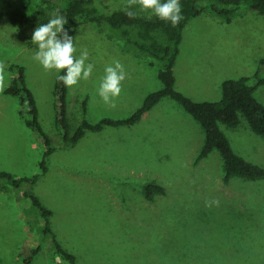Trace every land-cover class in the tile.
<instances>
[{
	"label": "rangeland",
	"instance_id": "1",
	"mask_svg": "<svg viewBox=\"0 0 264 264\" xmlns=\"http://www.w3.org/2000/svg\"><path fill=\"white\" fill-rule=\"evenodd\" d=\"M68 1L33 0L16 25L10 13L21 0H0L5 84L23 67L38 119L55 147L46 158L47 171L33 184L14 187L0 180V264H21L36 247L30 264H69L53 236L76 255L75 264H264V179L224 183L217 150L193 165L204 130L169 96L134 125L87 130L75 144L62 138L55 109L57 73L45 72L33 59L37 45L31 36ZM126 5L127 0H91L78 25H64L75 39L74 55L87 48L86 63L94 64L89 80L67 90L69 139L83 118H126L148 93L163 86L158 78L162 61L127 42L120 29L94 20ZM116 60L128 78L116 107L110 108L98 88L105 67ZM173 71L175 88L196 101L220 99L224 79L263 77L264 14L241 5L227 19L204 8L182 31ZM254 94L264 104V84ZM21 107L19 96L0 92V170L16 177L41 172L44 150L21 118ZM219 127L238 154L264 166V135L252 132L244 117L234 128ZM149 182L162 186L164 193L147 199L144 186ZM26 191L52 211L51 232L43 230V217L23 196ZM212 200H219V206L206 207Z\"/></svg>",
	"mask_w": 264,
	"mask_h": 264
},
{
	"label": "trees",
	"instance_id": "2",
	"mask_svg": "<svg viewBox=\"0 0 264 264\" xmlns=\"http://www.w3.org/2000/svg\"><path fill=\"white\" fill-rule=\"evenodd\" d=\"M33 0H21L20 4L10 13L11 21L20 25L26 13L29 11ZM91 0H70L64 10L60 12L64 15L68 23L66 27H73L79 24L86 4ZM182 5L183 19L177 27H172L169 22L161 21L154 15L146 18L137 15L135 19H130L125 15L124 9L113 11L110 14L97 15L94 20L107 22L113 28L121 30V34L127 42H133L139 49L149 53L151 56L163 62V67L158 71V78L161 80L162 88L148 93L142 104L126 118L104 117L96 122L83 118L77 126L74 135L68 137L70 125L67 114V90L62 82L56 79V121L58 122L63 139L70 140L75 144L87 130L99 131L106 126L134 125L143 114L152 109L163 97L169 96L179 104L200 124L205 133L204 143L198 152L193 165L204 161L213 150H217L223 163L224 183H230L233 178L240 181L250 182L264 179V166L250 162L242 155L238 154L225 133L220 129L219 123L229 127H236L240 123V117H244L252 132L264 135V104L260 102L254 91L256 87L264 84V76H241L239 78H227L221 84V97L218 100L196 101L175 88L174 64L179 52V43L182 31L188 21L199 15L204 8L208 7L218 15H224L230 19L231 15L241 6L246 5L251 10L264 14V0H180ZM23 67H18L17 76L5 87L4 93L19 96L22 105L20 115L25 125L31 128L37 138L44 146L43 159L40 161L41 172L33 176L16 177L10 172L0 170V180L11 183L14 187H19L24 183L33 184L43 172L47 171L46 158L54 151L49 135L43 130L38 119V107L33 92L28 88L23 75ZM61 75L63 72L60 73ZM194 175L192 171H189ZM195 176V175H194ZM196 181L197 178H196ZM147 199L152 200L154 194H163L164 188L157 183L149 182L144 186ZM23 196L29 198L32 205L37 208L43 217L45 232H51L49 217L52 211L43 206L38 197L26 191ZM204 212H209L205 210ZM53 241L58 251L68 261L75 264L76 255L65 251L60 247L55 236ZM39 247L33 249L28 257L21 260V264H30L33 256L38 252Z\"/></svg>",
	"mask_w": 264,
	"mask_h": 264
},
{
	"label": "clouds",
	"instance_id": "3",
	"mask_svg": "<svg viewBox=\"0 0 264 264\" xmlns=\"http://www.w3.org/2000/svg\"><path fill=\"white\" fill-rule=\"evenodd\" d=\"M134 6L138 7L139 12L150 13L161 21L169 22L172 27H177L183 19L180 0H127L124 11L130 19H135L138 15V11L132 10ZM49 15L51 18L47 23L38 24L33 30L31 42L37 45L33 59L42 66L45 72L55 70L56 79L71 89L80 81L90 79L94 64L86 63L89 60L87 48L81 51L79 57L74 55L76 52L75 39L64 27L68 23L67 18L59 11H53ZM6 67L7 65L0 61V92H3L7 86L5 84ZM61 72H63L62 75ZM104 73L99 84L98 95L105 105L115 108L128 73L119 60L107 65ZM213 205L219 206V200L206 201V207Z\"/></svg>",
	"mask_w": 264,
	"mask_h": 264
},
{
	"label": "crops",
	"instance_id": "4",
	"mask_svg": "<svg viewBox=\"0 0 264 264\" xmlns=\"http://www.w3.org/2000/svg\"><path fill=\"white\" fill-rule=\"evenodd\" d=\"M52 215V214H51Z\"/></svg>",
	"mask_w": 264,
	"mask_h": 264
}]
</instances>
